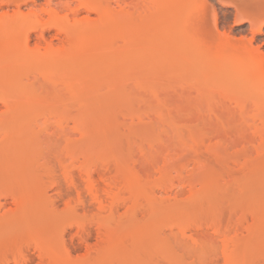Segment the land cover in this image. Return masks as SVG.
Returning a JSON list of instances; mask_svg holds the SVG:
<instances>
[{
	"label": "rangeland",
	"instance_id": "374dc122",
	"mask_svg": "<svg viewBox=\"0 0 264 264\" xmlns=\"http://www.w3.org/2000/svg\"><path fill=\"white\" fill-rule=\"evenodd\" d=\"M259 1L100 0L103 25L98 13L91 17L103 27L85 30L86 45L75 37L84 51L71 55L80 57L12 67L10 93L22 76L49 74L55 83L24 81L33 99L0 122L1 199L13 207L18 198L35 212L31 228L15 220L11 232L12 222L3 224L0 264L23 259L5 238L43 239L50 256L38 261L26 252L31 264H194L195 249L225 264L224 247L230 263L264 264V68L259 74L237 63L243 40L264 55V27L258 32L246 17ZM199 5L203 15L191 17ZM61 32L51 28L45 37L64 47L69 36ZM242 223L253 224L251 232Z\"/></svg>",
	"mask_w": 264,
	"mask_h": 264
},
{
	"label": "bare ground",
	"instance_id": "6f19581e",
	"mask_svg": "<svg viewBox=\"0 0 264 264\" xmlns=\"http://www.w3.org/2000/svg\"><path fill=\"white\" fill-rule=\"evenodd\" d=\"M46 2H45V4H41V3H39V0H0V91H5V92H8V93H10L9 91H11V90H9V88H8V85H9V78L10 77H12V76H10V73H12L13 74V72H16V71H12L13 69H12V67H18V69L17 68H15V69H17L18 71L19 70H21V69H24V68H22V67H24L26 64H29L30 62L32 63V62H39L40 64H41V62H43V64L45 63V62H48L47 64H51V63H55L56 64V62L58 61V62H60L61 63V61H59V59L61 60V59H63V61H64V58H66L67 59V56H68V59H70V58H72L73 60L74 59H77L78 57H80V56H77V58H76V56L74 57V56H72L73 55V52H74V50H83L84 49V47H82L81 49H80V47L79 48H75V47H77V46H75V45H79L80 44V42L78 41V39L80 40V38H83V35L85 36V33H86V31H88L89 30V28H91V29H96L97 27H100V28H102L103 26H99L98 24H97V26L95 25V23L92 25V17H91V14H93V13H98V17L99 18H101V19H98V23H99V21L101 22V24L103 25V20L105 19L104 18V14H103V6L104 5H102V3L100 2V0H98V1H96V0H67L66 2H71V1H75V2H77V6H75V7H71V5L69 4V3H66V4H64V0H61V1H59L58 3L55 1V3H54V0H45ZM114 1V0H113ZM116 1V0H115ZM249 1V0H248ZM257 1H259V0H257ZM104 2H106V1H104ZM117 2H118V0H117ZM120 2V1H119ZM170 2V1H169ZM240 2V1H239ZM251 2V1H250ZM43 3V2H42ZM247 3H249V2H246V4ZM252 3L253 4H255L254 2H251V6H253L252 5ZM259 3H261L260 1L258 2V4ZM119 4V3H118ZM204 4V3H203ZM120 5V4H119ZM122 5V4H121ZM198 5V4H197ZM245 6V5H244ZM109 7V6H108ZM118 7V6H117ZM205 7V6H204ZM122 8V7H121ZM65 9H67V12L66 13H64V10ZM206 9V8H205ZM129 10V9H128ZM247 10V9H246ZM69 11V12H68ZM193 11V10H192ZM203 6L202 5H199V6H196V8H195V11H194V13H193V15H191V17H196V18H198V17H201L202 15H203ZM105 13H106V11H104ZM123 12V11H122ZM129 12V11H128ZM131 12V11H130ZM190 12H191V10H190ZM71 13H72V15L73 16H70L71 15ZM81 13H85V15L84 16H79V17H77L79 14H81ZM109 13H110V11H109ZM143 13V12H142ZM94 14V15H95ZM114 14H116V13H114ZM124 14V13H123ZM122 14V15H123ZM127 14V13H126ZM125 14V15H126ZM134 14V13H133ZM140 14V13H139ZM45 15H47V17H45ZM109 15V14H108ZM111 15V14H110ZM138 15V14H137ZM127 16H128V14H127ZM135 16V15H134ZM250 16V17H249ZM249 16H247L246 15V17L247 18H252V17H254L253 19H255V20H257V23H256V26H257V31L258 32H261L262 30H263V27H264V5H261V6H259V7H257L256 9H254V10H252L251 12H249ZM95 18H96V16H94ZM105 17H106V15H105ZM139 17V16H138ZM104 18V19H103ZM108 18V17H107ZM112 18H114V16L112 17ZM123 18H124V16H123ZM134 18V17H133ZM141 19V18H140ZM102 20V21H101ZM109 20V19H108ZM198 20V19H197ZM260 20V21H259ZM115 21V20H114ZM199 22V21H198ZM109 24V23H108ZM115 24V23H114ZM104 25H105V23H104ZM183 26H184V24H182ZM108 26V25H107ZM106 25H105V27H107ZM115 26V25H114ZM51 28H56L58 31H64L66 34H67V36H69L68 38V41H67V45H65L64 47H61V46H57V45H55L54 43H53V41H52V39H48V38H46L45 37V32H46V30H48V29H51ZM109 28V27H108ZM183 28V27H182ZM187 29V28H186ZM86 30V31H85ZM106 30V29H105ZM33 31H37L38 32V39L37 38H33V39H37L38 41L37 42H35L36 43V45L35 46H31V43H30V41H31V39H32V34H34V33H36V32H34L33 33ZM95 31V30H94ZM93 31V32H94ZM102 31V30H101ZM100 31V32H101ZM116 31V30H115ZM91 32H92V30H91ZM106 32V31H105ZM105 32H104V36H105ZM61 33H63V32H61ZM117 33V32H116ZM127 33V32H126ZM125 33V34H126ZM110 34V33H109ZM115 34V33H114ZM125 34H124V36H125ZM56 35V34H55ZM54 35V36H55ZM129 35V34H128ZM128 35H127V37H128ZM52 36V35H51ZM87 36H88V34H87ZM101 36V35H100ZM113 36V35H112ZM118 36V35H117ZM75 37H77L78 39H76ZM80 37V38H79ZM93 37V36H92ZM105 37H107V36H105ZM104 37V38H105ZM115 37V36H114ZM197 37V36H196ZM226 38V37H225ZM228 38V37H227ZM45 39H48V41H47V44L46 45H44L43 46V43L44 42H42V41H44ZM85 39V40H84ZM87 37L86 38H83L82 40H81V43L82 44H80L81 46L82 45H84L85 44V42L89 39H87ZM232 39V38H231ZM90 40V39H89ZM102 40V39H101ZM100 40V41H101ZM202 40V39H201ZM36 41V40H35ZM46 41V40H45ZM83 41H84V44H83ZM91 41V40H90ZM104 41V40H103ZM102 41V42H103ZM200 41V40H199ZM203 41V40H202ZM234 41V40H233ZM88 43H89V41H87ZM95 42V41H94ZM79 43V44H78ZM201 43V42H200ZM203 44L204 45H206L204 42H203ZM86 45V44H85ZM202 45V44H201ZM128 46V45H127ZM207 46V45H206ZM243 46H244V48H243V50L242 51H239L238 52V56H237V61H239V62H237V63H240L241 64V62L243 63L244 61L245 62H249L248 64L249 65H251V67H249L248 66V68H251V70L253 69V70H255L257 73H259V74H262L263 73V68H264V55H263V53L262 52H260L258 49H257V47H256V49H254V47L252 46V43H251V41L249 40V41H245V40H243ZM103 47V46H102ZM259 48V47H258ZM102 49V48H101ZM203 52L204 53H208L209 51H207V49L206 48H204L203 47ZM239 50V49H238ZM241 50V49H240ZM80 51H79V53H80ZM84 51V50H83ZM82 51V52H83ZM76 52V51H75ZM78 52V51H77ZM72 54V55H71ZM226 55V54H225ZM69 56H71V57H69ZM222 58H223V55L221 54L220 55ZM74 57V58H73ZM228 57V56H227ZM226 57V58H227ZM62 61V62H63ZM72 61V60H71ZM29 62V63H28ZM68 62V61H67ZM243 63V64H247V63ZM34 65V64H33ZM39 65V64H38ZM57 65V64H56ZM56 65H53V66H56ZM43 67V66H42ZM45 67V66H44ZM43 67V68H44ZM50 67H51V65H50ZM237 67V66H236ZM27 68V67H26ZM48 68V67H47ZM55 68V67H54ZM42 69V68H41ZM49 70V69H48ZM52 70V69H51ZM250 70V69H249ZM253 70H252V72H253ZM12 71V72H11ZM17 71V72H18ZM28 71V70H27ZM54 71V70H53ZM23 72V71H22ZM22 72H20L21 73V75H23V73ZM42 73H44L45 71H41ZM41 72H38L37 73V75L38 74H40ZM51 72V71H50ZM245 72V71H244ZM243 72V73H244ZM19 73V72H18ZM18 73H15L18 77H19V75H18ZM27 73V72H26ZM47 73H49V71L47 72ZM47 73H44V74H47ZM36 74V73H35ZM20 75V76H21ZM29 75V74H28ZM28 75H27V77H28ZM36 75V76H37ZM49 74H47V75H44L42 78H47L46 80H44V82L45 81H47V82H49V80H50V82H54L55 83V79H52L51 80V77L50 76H48ZM51 75V74H50ZM54 75V74H53ZM57 75V74H56ZM244 75V74H243ZM31 76V75H30ZM29 76V77H30ZM40 76H38L39 78H40ZM47 76V77H46ZM32 77H34V76H31L30 77V79L32 78ZM38 77H34L36 80H38L39 81V83H40V81H42V80H40V79H38ZM48 77H50L49 79H48ZM12 78H14V77H12ZM11 78V79H12ZM16 78V77H15ZM53 78V77H52ZM20 79V78H19ZM18 79V88H16V89H18L16 92L15 91H12L10 94H8L7 93V95H5V94H0V104H2L4 107H5V110L4 111H2V112H0V122L2 121V120H4V118H7L8 116H10L11 117V115H8V113L9 114H11L10 112H11V110H12V108L14 109V107H16V109H19V110H23V109H25L24 108V106L25 105H28V104H25V102H26V99H33L32 97L31 98H27V95L26 94H28L27 92H28V90L26 91V85H25V82L24 81H27V79H25V77H21V79L19 80ZM25 79V80H24ZM30 79H28V81L30 80ZM33 79V78H32ZM35 79H34V81H35ZM11 81H13V79L11 80ZM14 81H17V80H14ZM26 82V84L27 85H29V88L31 87L30 85H33V84H29V82ZM32 81V80H31ZM31 81H30V83H31ZM37 81V82H38ZM58 81V80H57ZM37 82L35 83V85L37 86ZM43 82V83H44ZM15 83H17V82H15ZM33 83V82H32ZM38 83V84H39ZM14 84V83H13ZM16 87H17V84H14ZM44 85L45 84H43V86L42 87H44ZM57 85V84H56ZM26 88H25V87ZM38 86H41V84L40 85H38ZM37 86V87H38ZM11 87H13V86H11ZM33 87V86H32ZM36 88V87H35ZM41 88V87H40ZM55 88V87H54ZM10 89H13V90H16V89H14V88H10ZM24 89H25V91H24ZM46 89V88H45ZM49 90V89H48ZM55 90V89H54ZM49 91H51V90H49ZM4 92V93H5ZM13 92H15V93H13ZM25 92H26V94H25ZM14 94V95H13ZM29 96V95H28ZM33 96H34V94H33ZM53 96V95H52ZM37 99V98H36ZM37 101H39V100H37ZM26 103H28V102H26ZM31 105V104H30ZM36 106V105H35ZM27 108V107H26ZM29 108V107H28ZM14 111V110H13ZM17 112H18V110H17ZM16 112V113H17ZM14 113H15V111H14ZM20 114V113H19ZM23 114H24V112H23ZM8 115V116H7ZM22 116V115H21ZM12 120V119H11ZM14 120V119H13ZM15 121V120H14ZM7 122V121H6ZM6 122H4V124L6 123ZM10 122V121H9ZM8 123V122H7ZM12 123V122H11ZM1 126V125H0ZM3 128V127H2ZM20 129H22L21 128V126H20ZM3 130V129H2ZM7 130V129H6ZM19 132H21V131H19ZM25 132V131H24ZM24 132H21L20 133V135H19V137L20 138H17V139H19L20 141H21V143H19L18 142V140H17V143H19L18 144V147H16L15 146V144H14V146L18 149V150H22V148L24 149V146L26 145V144H24L23 143V141L25 140L24 138ZM4 133H6V131L4 132ZM8 133V132H7ZM11 133V131L9 132V134ZM3 134V133H2ZM8 134V135H9ZM8 135L7 134H4V135H2L3 136V141H4V144L6 143V141L8 140ZM12 135V134H11ZM11 135L9 136V138H11ZM0 138H2V137H0ZM2 140V139H1ZM1 140H0V142H1ZM14 140V139H13ZM9 141V140H8ZM14 142V141H13ZM2 143V142H1ZM0 143V144H1ZM8 145V144H7ZM5 147L6 145H3V143H2V145H1V147ZM9 147V146H8ZM11 148V147H10ZM14 148V147H13ZM25 148H26V146H25ZM3 149V148H2ZM5 149H7V148H5ZM4 149V150H5ZM9 150V149H8ZM17 150V151H18ZM11 151H14V150H12L11 149ZM7 152V151H6ZM21 152V151H20ZM4 153H5V151H4ZM18 153V152H17ZM9 155H11V154H9ZM58 181V180H57ZM57 181H56V183H57ZM75 186V185H74ZM8 195V194H7ZM11 195V194H10ZM9 196V195H8ZM14 197H16V196H14ZM2 196H0V211H2V210H4L3 211V213L0 215V229H2V230H0V234H2L3 235V233L5 232L4 230H3V227H4V223H6V222H12L11 223V229L12 228H16V226H19L18 224H15V220L16 221H18L19 223H21L22 222V224H23V222H25L24 223V226H26L25 224H27L28 225V227H30L31 228V226H33V225H31L30 226V223H31V221H32V216L34 215L33 213H35V212H33V210H31L32 209V207L29 205V203H27L26 201V203H23V204H21L20 206L18 205L19 203H20V201H19V203L17 204L16 202V199H18V198H14V206L12 207L11 206V204H10V202L8 201V200H6V195L4 196V201H2ZM11 198H12V196H11ZM50 200H52V199H50ZM49 200V201H50ZM53 201V200H52ZM56 201H58V200H56ZM30 202V201H29ZM54 202H55V200L53 201V202H51L52 203V205L48 202V204L49 205H51V207H55L56 205L54 204ZM68 202H70V201H66L65 203L67 204ZM56 203V202H55ZM255 203V202H254ZM65 204V205H66ZM234 204V203H233ZM64 205V206H65ZM69 205V204H68ZM17 206H19V208L17 207ZM45 206V205H44ZM45 207H48L47 205L45 206ZM44 207V208H45ZM50 207V206H49ZM50 207V208H51ZM74 207V206H73ZM34 208V207H33ZM67 208V207H66ZM46 209V208H45ZM57 209V208H56ZM249 209V211H251L250 210V208H248ZM251 209H253V208H251ZM47 210V209H46ZM50 210V209H49ZM52 210H54V211H56L55 210V208L54 209H52ZM219 210V209H218ZM41 211V210H40ZM58 211H60V209L59 210H57L56 212L58 213ZM216 211V210H215ZM243 211V210H242ZM241 211V212H242ZM247 211V210H246ZM248 211V212H249ZM70 212H73V210H71ZM228 212V211H227ZM226 212V213H227ZM253 212V211H252ZM41 213V212H40ZM214 213V212H213ZM217 213V212H216ZM221 213V212H220ZM232 213V212H231ZM240 213V212H239ZM256 213V212H255ZM87 214V213H86ZM219 214V213H218ZM235 214V213H234ZM250 214L251 215H254V216H252V219L253 218H257V217H255V214L254 213H251L250 212ZM258 214V213H257ZM202 215V214H201ZM228 215V214H227ZM237 215V214H236ZM245 215V214H244ZM87 216V215H86ZM89 216V215H88ZM212 215H210V217H211ZM222 216V215H221ZM243 216V215H242ZM241 216V217H242ZM248 216V215H247ZM246 216V217H247ZM191 217V216H190ZM217 217V216H216ZM223 217H225V216H223ZM236 217V216H235ZM249 217V216H248ZM251 217V216H250ZM249 217V218H250ZM87 218V217H86ZM188 218V217H187ZM206 218H208V217H206ZM214 218V217H213ZM244 218V217H243ZM259 218H260V216H259ZM261 218H263V217H261ZM260 218V219H261ZM188 219H190V218H188ZM209 219V218H208ZM225 219V218H224ZM245 219V218H244ZM251 219V220H252ZM34 220V219H33ZM45 220H46V218H45ZM59 220V219H58ZM241 220H243V219H241ZM240 220V221H241ZM247 220H249V219H246V221ZM254 220V219H253ZM257 220V219H256ZM262 220V219H261ZM190 221V220H189ZM220 221V220H219ZM218 221V222H219ZM230 221V220H229ZM245 221V220H244ZM250 221V220H249ZM255 221V220H254ZM14 222V223H13ZM46 222V221H45ZM57 222V221H56ZM226 222V221H225ZM233 222V221H232ZM251 222V221H250ZM43 223V222H42ZM186 223V222H185ZM187 223H188V221H187ZM217 223V222H216ZM220 224H222L223 225V223H221V222H219ZM231 224V223H230ZM249 224V223H248ZM253 224H254V222H253ZM253 224H251L250 226H244L243 225V223L242 224H240V226L242 225V229L243 228H245L246 230L248 229L249 231H250V229L251 228H253ZM256 224V223H255ZM3 225V226H2ZM5 225H7V224H5ZM45 225H47V224H45ZM65 225V224H64ZM72 225V224H71ZM74 225V224H73ZM72 225V226H73ZM192 225V224H191ZM209 225V224H208ZM212 224H210V226H211ZM213 225H215V223L213 222ZM216 225H218V224H216ZM215 225V226H216ZM221 225V226H222ZM247 225V224H246ZM62 226V225H61ZM66 226V225H65ZM71 226V227H72ZM82 226V225H81ZM185 226V225H184ZM194 226V225H193ZM224 226V225H223ZM237 226V225H236ZM6 228H5V230L7 231V227L8 226H5ZM9 227H8V229H9ZM48 227V226H47ZM79 227V226H78ZM83 227V226H82ZM209 227V226H208ZM219 227V226H218ZM230 227H233L232 225L230 226ZM17 228H19V227H17ZM16 228V229H17ZM26 228H27V226H26ZM41 228V227H40ZM180 228V227H179ZM187 228H189V227H187ZM187 228H185V229H187ZM207 228V227H206ZM216 228V227H215ZM222 228H224V227H222ZM222 228H220L219 227V229H215L214 231H216V232H220V229H222ZM239 228V227H238ZM10 229V230H11ZM64 229H65V227H64ZM83 229H85V228H83ZM80 230V229H79ZM82 230V229H81ZM180 230V229H179ZM213 230V229H212ZM12 231H14L13 229L11 230V232ZM65 231V230H64ZM85 231V230H84ZM221 231H223V229L221 230ZM240 231V230H239ZM244 231V230H243ZM8 232H9V230H8ZM10 232V233H11ZM59 232V231H58ZM63 232V231H62ZM179 232H181V231H179ZM184 232V231H183ZM190 232V231H189ZM251 232V231H250ZM250 232H248V233H250ZM257 232V231H256ZM22 233V232H21ZM23 233H25V232H23ZM237 233V232H236ZM235 233V234H236ZM5 234H7V233H4V235ZM60 234V233H59ZM186 234V233H185ZM207 234V233H206ZM216 234V233H215ZM227 234H231V232L229 233H227ZM242 234H243V232H242ZM2 235H0V236H2ZM3 235V236H4ZM9 236H11L10 234H8ZM8 235H6V236H8ZM22 235V234H21ZM188 235V234H187ZM234 235V234H233ZM241 235V234H240ZM239 235V236H240ZM246 235V234H245ZM17 236V235H16ZM191 236H193V235H191ZM202 236V235H201ZM209 236V235H208ZM62 237V236H61ZM179 237V236H178ZM197 237V236H196ZM203 237V236H202ZM1 238V237H0ZM14 239H15V237H13ZM38 238V237H37ZM63 238V237H62ZM66 238V237H65ZM211 238V237H210ZM2 239V238H1ZM12 239V238H11ZM21 239V238H20ZM24 239H26V238H24ZM23 239V241L25 242L26 240H24ZM39 239V238H38ZM38 239H36L35 240V238H34V240H32L33 242H31L30 240V242H26V243H24V242H17L18 240H16V241H14V240H8L7 241V239L5 238V240H4V242H2L1 241V243L2 244H4V245H9L10 246V248H11V246L13 247V248H16L17 250H18V252H16V254H20V256L22 255V257H23V259H21L22 260V262H20L19 264H31L29 261V257H28V254H26V252L27 253H30L31 251H35V252H37L38 253V257L39 258H41V260H38V261H42V259H44L47 255H49V250L50 249H48V252H46L47 251V247L46 246H48V245H46L45 243H43V241H41V240H43V239H41L40 238V240H38ZM196 239V238H195ZM198 239V238H197ZM64 243H65V241H63ZM205 242V241H204ZM245 242V241H244ZM203 243V242H202ZM221 243V242H220ZM234 244V243H233ZM3 245V246H4ZM60 245H62V243L60 244ZM63 245H65V244H63ZM223 245V244H222ZM212 246V245H211ZM224 246V245H223ZM63 247H66V249L67 248H69V247H67V246H63ZM202 247V246H201ZM198 248V247H197ZM9 249V248H8ZM64 250H65V248H63ZM62 249V250H63ZM193 249V248H192ZM201 249V248H200ZM208 249V248H207ZM215 249V248H214ZM70 250V249H69ZM197 249H195V253H196V257H194L195 258V261H193V263L194 264H212L213 262V260L212 261H207V259H204L203 257H202V255H200L199 253L200 252H198V251H196ZM66 252V251H65ZM67 252H70V251H67ZM232 251H230V249L229 248H223V250H222V252L221 253H223V255L225 256V257H223V258H226V263L225 264H233V263H230L229 261H230V259H232V253H231ZM7 253V252H6ZM15 253V252H14ZM13 253V254H14ZM48 253V254H47ZM51 253V252H50ZM220 253V252H219ZM13 254H11V255H13ZM30 255V254H29ZM215 255V254H214ZM261 255V254H260ZM15 256V255H14ZM19 256V255H18ZM35 257H36V255H34ZM50 256V255H49ZM194 256V255H193ZM235 256V255H234ZM6 257V256H5ZM19 258V257H18ZM261 258V257H260ZM7 259V258H6ZM13 259V258H12ZM234 259V258H233ZM249 258H247V260H248ZM257 259V258H256ZM11 260V259H10ZM45 260V259H44ZM210 260V259H209ZM235 260V259H234ZM233 260V261H234ZM4 261V260H3ZM7 261V260H6ZM20 260H18V262H19ZM215 261V260H214ZM222 261V260H221ZM232 261V262H233ZM238 261V260H237ZM245 261H246V259H245ZM175 262H177V261H175ZM190 262H191V260H190ZM217 262V261H216ZM219 262V261H218ZM225 262V261H224ZM235 262V261H234ZM262 262V261H261ZM7 263V262H6ZM41 263V262H40ZM17 264V263H16ZM43 264V263H42ZM215 264V263H214ZM218 264V263H217ZM220 264V263H219Z\"/></svg>",
	"mask_w": 264,
	"mask_h": 264
}]
</instances>
